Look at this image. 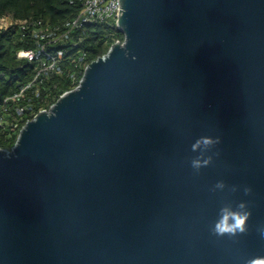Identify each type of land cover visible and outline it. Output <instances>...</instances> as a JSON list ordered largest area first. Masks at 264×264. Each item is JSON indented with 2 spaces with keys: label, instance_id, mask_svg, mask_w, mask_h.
I'll use <instances>...</instances> for the list:
<instances>
[{
  "label": "water",
  "instance_id": "obj_1",
  "mask_svg": "<svg viewBox=\"0 0 264 264\" xmlns=\"http://www.w3.org/2000/svg\"><path fill=\"white\" fill-rule=\"evenodd\" d=\"M119 7L123 43L0 149V264L264 258V0ZM201 136L220 142L197 173ZM240 201L247 232L213 235Z\"/></svg>",
  "mask_w": 264,
  "mask_h": 264
},
{
  "label": "trees",
  "instance_id": "obj_2",
  "mask_svg": "<svg viewBox=\"0 0 264 264\" xmlns=\"http://www.w3.org/2000/svg\"><path fill=\"white\" fill-rule=\"evenodd\" d=\"M83 1L0 0V18L41 23L25 30L14 25L0 32V149L11 151L27 118L49 110L64 93L78 86L83 68L80 71L77 64L83 55L90 64L106 55L116 42L123 43V33L108 22L89 24L60 38L81 11ZM44 31L52 36L41 39ZM21 51H33L38 59L19 58ZM53 59L56 69L40 73L42 63L49 64ZM31 83L18 103L21 107L28 105L22 121L15 111L16 103L6 100Z\"/></svg>",
  "mask_w": 264,
  "mask_h": 264
},
{
  "label": "built area",
  "instance_id": "obj_3",
  "mask_svg": "<svg viewBox=\"0 0 264 264\" xmlns=\"http://www.w3.org/2000/svg\"><path fill=\"white\" fill-rule=\"evenodd\" d=\"M119 9H120L119 0H84L81 11L68 25V31L62 34L60 38L66 37L70 32L75 31L77 29H82L83 27L89 24L108 22V23H114L116 25L118 18H119ZM40 24H41L40 22H36V21H13L12 19L8 17H2L0 18V32L14 25H17L21 27L22 30H25L26 28L30 26H36ZM51 36H52L51 33H48L45 31L40 34L41 39H45ZM53 40L57 41L59 40V38L53 39ZM42 49H43V46H42ZM18 57L28 59L29 61L38 59V56L33 51H21L18 53ZM88 65L89 64L86 63V56L83 55L77 64V68L80 69V71L83 68L82 74H84V71L88 67ZM55 69H56V61L53 59L52 62L49 64L42 63V68H41L40 73L45 74L46 72L55 70ZM32 85L33 83L25 86L19 93L15 94L14 96L6 100V102L13 101L16 103L15 111L21 117L22 121H23L22 117H23L24 110L28 109V105L21 107L18 103L25 98L26 92L32 87ZM37 115H35L32 119L30 117L27 118L22 128L28 122L34 120V118ZM0 125H1V122H0ZM15 126L18 127V124H16ZM5 151L11 152L12 150L11 151L5 150Z\"/></svg>",
  "mask_w": 264,
  "mask_h": 264
},
{
  "label": "clouds",
  "instance_id": "obj_4",
  "mask_svg": "<svg viewBox=\"0 0 264 264\" xmlns=\"http://www.w3.org/2000/svg\"><path fill=\"white\" fill-rule=\"evenodd\" d=\"M219 138H213L211 136H201L191 145L193 152H199V155L191 160V167L195 172H199L202 168L208 167L212 163V156L205 155L214 145L218 144ZM224 181H217L214 185L213 191L224 190L226 188ZM237 189L235 186L231 188V191L235 192ZM251 193V188L245 187L244 194ZM252 213L248 209V204L245 201H240L233 207L232 203H225L220 207L218 212V218L211 228L213 235L218 237L228 236L235 237L239 234H244L248 230V220ZM261 238H264V226L259 229ZM247 264H264V258H254L247 261Z\"/></svg>",
  "mask_w": 264,
  "mask_h": 264
}]
</instances>
